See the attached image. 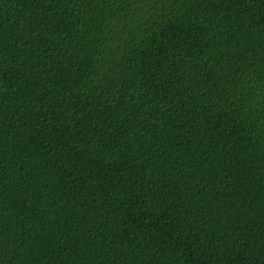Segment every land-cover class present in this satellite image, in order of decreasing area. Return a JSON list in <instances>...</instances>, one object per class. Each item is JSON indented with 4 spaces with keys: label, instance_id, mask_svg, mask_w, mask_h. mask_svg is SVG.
Wrapping results in <instances>:
<instances>
[{
    "label": "trees",
    "instance_id": "trees-1",
    "mask_svg": "<svg viewBox=\"0 0 264 264\" xmlns=\"http://www.w3.org/2000/svg\"><path fill=\"white\" fill-rule=\"evenodd\" d=\"M0 264H264V0H0Z\"/></svg>",
    "mask_w": 264,
    "mask_h": 264
}]
</instances>
